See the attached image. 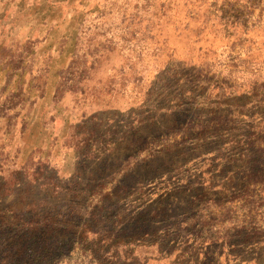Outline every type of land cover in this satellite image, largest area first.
<instances>
[{
	"label": "rangeland",
	"instance_id": "obj_1",
	"mask_svg": "<svg viewBox=\"0 0 264 264\" xmlns=\"http://www.w3.org/2000/svg\"><path fill=\"white\" fill-rule=\"evenodd\" d=\"M0 264H264V0H0Z\"/></svg>",
	"mask_w": 264,
	"mask_h": 264
}]
</instances>
